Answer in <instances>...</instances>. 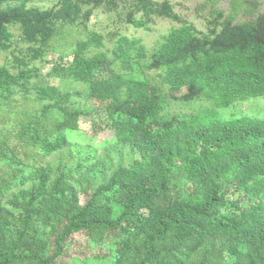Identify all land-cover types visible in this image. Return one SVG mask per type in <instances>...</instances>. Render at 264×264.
<instances>
[{"label": "trees", "instance_id": "trees-1", "mask_svg": "<svg viewBox=\"0 0 264 264\" xmlns=\"http://www.w3.org/2000/svg\"><path fill=\"white\" fill-rule=\"evenodd\" d=\"M35 1L0 0V264H264V118L170 113L264 96L259 0H207L206 31L169 0H133L134 27L178 23L152 51L88 28L116 0ZM81 121L113 145L78 148Z\"/></svg>", "mask_w": 264, "mask_h": 264}, {"label": "rangeland", "instance_id": "rangeland-1", "mask_svg": "<svg viewBox=\"0 0 264 264\" xmlns=\"http://www.w3.org/2000/svg\"><path fill=\"white\" fill-rule=\"evenodd\" d=\"M161 2L162 0H153ZM207 0H169L172 4L174 11L180 15L183 19L194 24L196 28L201 31H206L207 20L210 18V4L206 3ZM117 8L113 11H107L105 8L95 9L87 26L89 29L97 30L104 34L106 48L110 49L113 46V33L125 34L129 37L141 39L143 44L149 51L155 47L157 42L161 39V36L168 32L172 27L178 26V23L157 15H151L152 21L148 22V28L140 27L136 28L127 21L126 14L131 10L133 0H116ZM230 0H219L218 6L224 10L229 9ZM260 9L264 10V0H259ZM54 4V0H36L33 5L41 8L51 7ZM141 12H136L135 17L139 18ZM82 30V29H81ZM79 31V30H78ZM83 31V30H82ZM14 35L13 44L17 50H24L26 44L20 39V31L17 27H12ZM15 49V51H17ZM70 49L65 52L69 53ZM59 53L50 51L47 54L46 59L49 63L41 64L36 62L43 72L46 74L51 70L53 62L57 59ZM12 60L9 52H0V65ZM76 88L79 85L74 84ZM81 88V87H80ZM185 107H184V106ZM176 103L170 110V113H183L189 112V114H196L202 119L216 118V119H230L240 116H249L253 118H264V96L250 97L245 101H236L234 104L228 107H214L213 103L206 99H200L190 103ZM90 125L87 122L81 121L80 130L77 133H73L71 138L73 143L81 150H86L87 153H94L96 150H101L105 145H113V137L111 132L98 133L94 135L89 132ZM78 246L73 245L69 249L74 257L75 252L80 250V244L84 243V237L77 235ZM89 247L87 252L81 254L86 258H90L94 255L96 249L91 250ZM83 257V258H84ZM67 261L73 262L70 258Z\"/></svg>", "mask_w": 264, "mask_h": 264}]
</instances>
